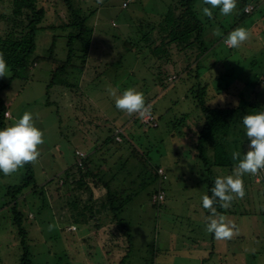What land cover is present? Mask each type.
<instances>
[{
	"label": "rangeland",
	"instance_id": "obj_1",
	"mask_svg": "<svg viewBox=\"0 0 264 264\" xmlns=\"http://www.w3.org/2000/svg\"><path fill=\"white\" fill-rule=\"evenodd\" d=\"M55 1L46 0L48 4L45 5L47 13L44 24L56 27L39 31L36 56L48 54L54 43L53 36L58 35L60 37L57 38L55 47L56 56L66 59L67 51L63 37L66 32L59 27L64 23L66 8L62 3ZM126 1L103 0L101 6L104 2L106 4L95 13L91 22H97L98 29L95 33L97 42L92 45L85 71L81 76L79 75L80 77H74L77 82L76 87L58 85L48 88L51 71L55 66L48 61H38L31 72L15 79H12L11 70L8 68L7 76L0 77V109L2 105L8 108L5 127L12 126L25 112H30L33 115V123L43 132L44 143L38 148L40 155L32 164L39 183V191L45 192L44 196H48L49 202L52 195L55 194L56 197L59 195L56 192L62 183L59 177L65 175L66 170L75 164V149L80 147L79 149L85 154L95 151L110 134H114L115 126V133L123 128L126 136L122 135L119 140L121 142L115 147L123 148L128 156L132 144L129 133H136L132 135V141L134 140L141 153L146 149L151 151L149 155H145V158L153 164V167H149L150 170H154L157 165L167 168L169 180L165 183L166 199L160 204L152 202L151 196L156 192V183L151 178L150 172L146 174V182L143 177L140 178L138 185L144 181L142 188L135 183L138 180H134L131 174L129 177L122 174L115 182L118 183L116 188L130 187L128 194L136 193L121 215L122 223L126 224L128 230L118 229L113 223H111L113 228L107 229L112 220V214L108 212L105 214L108 218H104V221L93 220L89 227L80 225L77 227L79 230L69 231L67 230L69 220L56 215L51 209V207L56 209V200H52V206L47 208L48 202L45 201L44 196L34 197L32 199L34 212L29 216L32 217L36 213V217L26 219L23 224L29 232L28 242L33 262L35 264H118L119 258L128 249L125 232L129 231L133 236L134 244L124 264H151L153 260L154 264H215L216 259L205 255L203 258L207 257V260L204 263L198 254L211 249L227 258L228 263H233L234 259L231 257L236 253L235 264H264V215H262L264 198L261 196L257 200L263 204V211L262 208L259 211L261 206L258 203L256 210L258 213L243 216L240 222L236 218L237 232L230 241L216 240L213 234L206 231V224L199 223L205 210L201 197L205 194L206 186L200 183L205 174L201 175V167L192 157L193 144H184L186 143L184 142L183 149L178 150L175 145L184 140L183 136L172 138L169 134L174 131L173 125L179 121L176 119L180 115L182 117L188 114L186 126L191 125V121L200 116L199 110L194 108L196 103L193 100L194 92L193 94L190 92V88L198 80L195 74L190 80L180 79L175 83L165 78L166 73H169V76L176 75V68L181 72L191 68L195 73L198 66H201L200 73L207 74L208 68L215 61L224 58L223 60L228 63L226 66L234 69L231 72L234 77L219 79L216 77L218 74L216 70L210 75H204L210 83L208 101L219 104L222 96L227 93L228 97L225 101L235 104L238 101L240 104L243 93L245 96L241 104L246 100L243 103L245 106L257 102L264 103V85L261 83L264 79V34L258 37V28H264L262 15L264 12L255 9L239 21L236 14L243 8V0H237V7L229 16H223L218 9H213L214 18L208 19L201 12L202 0H198L196 10L199 18L206 27L208 26L206 37L212 39L208 42V47L213 48L214 52L211 51L206 56L196 59L194 55L189 57L185 51L181 52L174 47L171 63L167 64L154 59V55L149 53V50H145L146 52L139 56L133 55L132 52H123L122 45L127 36L129 37L126 39H135L138 36L139 19L144 21L143 24L160 21L167 10L166 3H171L172 0H133L128 7H125ZM250 1L247 5L249 12L254 8ZM90 2L91 0H87L85 5L90 6L92 4ZM262 2L264 3V0ZM0 6L2 11H8L9 0H0ZM262 9L264 10V6ZM96 16L100 20L96 19ZM253 20L259 23L257 28L255 24H251ZM217 27L221 31L219 36L213 34V30ZM237 27L248 29L250 38L239 48H235V51L230 52V47L223 43L224 36L226 37ZM141 30L144 33L149 27L142 26ZM104 32H113V34H104ZM123 57L125 62L121 61ZM78 60L74 59L73 63L79 62ZM107 62L113 65L108 67ZM218 66L221 71L226 69L222 63ZM74 75H78L77 72ZM220 83L223 87L231 84L226 93L218 89ZM129 88L143 93L145 99L150 100L149 104L155 105L158 115L167 112L161 118L160 127L142 125L145 120L139 118L134 123L137 115L129 116L115 107V100L111 101L110 93L114 91L119 96ZM186 93L189 95L187 99ZM177 101L178 103H175ZM173 112L177 115L175 119ZM117 126H120L118 130ZM110 128L113 131L108 132ZM185 137L195 139L196 136ZM119 154L121 152L117 149L116 155L110 157L111 161H115ZM26 172L23 167L11 175H0V202L4 199L2 195L7 187L24 180ZM216 172L219 177H226L225 169L220 168ZM68 188L66 186L60 191L65 197L64 193ZM256 188L257 186L254 185L251 191L255 192ZM93 192L95 200L93 204H99L105 198V190L94 188ZM75 195L82 197L83 201L89 199L88 193L84 190H76ZM249 204L250 201H247L245 206L251 212L253 209ZM10 220L12 219L8 215L0 213V264H19V255L22 251L19 248L17 231ZM50 224L55 225L51 231H49ZM97 224L104 225L107 229L106 233H103V230L96 233ZM111 233L116 235L113 240L116 246L104 249L102 246L106 241L105 238H110ZM102 234L104 236L100 238ZM239 234H243L241 239H238ZM93 246L97 249L94 250ZM158 247L160 251L156 254ZM109 250L115 258L105 256V251ZM191 253L195 258H190Z\"/></svg>",
	"mask_w": 264,
	"mask_h": 264
},
{
	"label": "trees",
	"instance_id": "obj_2",
	"mask_svg": "<svg viewBox=\"0 0 264 264\" xmlns=\"http://www.w3.org/2000/svg\"><path fill=\"white\" fill-rule=\"evenodd\" d=\"M132 1L133 0L129 2L126 1L127 3L125 2V7H128ZM197 1L198 0H172L171 3H166V5H168L166 8L167 10H165L160 21L158 20L154 24L152 21L143 24L144 21L139 19V24L137 25L139 27L138 36L135 39H126L129 36L125 38L123 41L124 45H122L124 48L123 52L128 51L132 52L135 56H139L145 50H149L148 52L154 55V59L158 60L160 63L163 62L167 64L171 63L173 57L172 49L174 47L178 48L181 52L185 51L186 55L189 57L194 55L196 59L206 56L211 51L214 52V50H212L213 48L210 49L208 47V42L212 39L206 37V28L208 26L206 27L205 23L198 16L196 10ZM249 1L250 0H243V8H241L238 11V14H236L239 21L243 20L255 9L264 12L262 9L264 6L262 0H251L252 2H250L253 4L254 8L251 12H245L244 8L248 5ZM55 2L62 3L66 8L65 17H63L64 23L59 25V27L63 28L66 32L63 36L65 38V47L67 51L66 59H60L57 57L58 55L56 56L55 47L57 38L60 37L58 35L53 36L54 43L49 49L48 54L36 56L39 31L56 27L54 25L44 24L47 13L45 5L48 4L46 0H9L10 9L8 11H2L0 6V53L3 54L8 68L11 70L12 79L24 77L27 73L31 72L38 61H48L55 65L51 71V80L48 88L56 87L58 85H61L62 87L70 86L72 88L77 86L74 77H80L85 71L86 66L88 65L89 53L93 47L92 45L97 42L95 40V33L98 29L97 22L92 23L91 20L94 19V15H96L95 13L100 7L104 6L106 3L104 2L101 6L100 3H97V0H91L92 4L86 6L85 4L87 3V0H57ZM262 15L264 16V14ZM95 18L100 20L98 16ZM255 22L256 21L253 20L251 24H255L257 28L259 23ZM236 23L238 24V22ZM142 26L149 27V30L143 33L141 30ZM263 29L264 28H258V37L263 36ZM104 34H113V32H104ZM234 49L235 48H230V52L235 51ZM74 59H79L78 61L80 63H73ZM223 59L224 58H219V60L216 59L217 61L208 68L209 71L207 74L200 73L201 66H198L195 73L191 71V68L186 72H181L175 67L177 70L175 71L176 75L169 76V73H166L165 77L166 80L168 79L175 83L180 79L190 80V77L193 78V74H195L198 80L197 83H194L190 88V92L192 94L194 92V99L192 98L194 102L196 101L194 108L199 110L200 116L196 118V120L191 121V125L186 126L187 119L189 118L188 114H184L182 117L180 115V117L176 119L179 121L175 122L173 125V128H175L174 131L169 134L172 138L183 136L182 138L185 141L183 140L181 143L175 145V148L178 150L183 149L182 145L184 144H193L191 150L192 157L195 158L197 160L196 163L200 165L201 175L205 174L200 183H202L203 186H206L205 194H208L209 196H211L210 190L213 187L215 178L219 177L216 171L221 168L226 170L227 173L225 176L233 175L234 166L238 161L233 160L232 153L240 152L242 158L243 154H246L249 151L250 141L245 135L242 117L247 114H255L256 112L264 110L263 102H257L245 106V104H243L246 102L245 100L241 104L243 97L245 96L243 93L241 94L242 101L238 106L233 102L225 101L228 97L225 91L231 86L230 83L227 84L226 87H223V84L221 83L218 85V89L226 93L222 96V100L219 104L208 101L207 95L210 83L208 81L209 79H205L204 75H210L213 73L212 71L216 70L218 72L216 77H219V79L231 78V76L234 77V75L231 74L234 69L227 67L226 65H228V63ZM121 61L125 62L126 60L123 57ZM220 63H222L226 69L221 71V68L218 66ZM106 65L109 67L112 66L113 63L110 64L107 62ZM79 66L80 68H78ZM119 68H121V66ZM76 72L78 75H74ZM187 73H189V75H187ZM211 76H213V74ZM160 80L162 81L163 79L161 78ZM261 83L264 85V79L261 80ZM162 84H164V81ZM96 85L99 84L96 83ZM195 87L196 89H194ZM85 88H87V86ZM187 96H189L188 93L185 94L186 99ZM246 99L248 98L246 97ZM113 100H115V97L112 96L111 101ZM145 102L146 104H149L150 100L145 99ZM175 103H178V101ZM7 111L8 108L2 105L0 109V128L6 126L5 112ZM164 113L158 115L156 113L155 105H152L151 114L154 115L155 121H145L141 124L151 125L154 128H158L160 127L161 118ZM173 113L174 119L175 116L177 118L176 113ZM137 120L138 117L134 119L133 122L135 123ZM185 126L189 129L186 130ZM115 128L114 131L111 128L108 130V132L113 131V135L110 134L99 148L97 147L95 151L85 154L84 157L77 155V151H83L82 149H79L80 147L75 149V164L73 167L66 170L64 173L65 175L59 177V179H62L61 185L56 190L59 195L56 197L54 194L52 195V198L49 196L51 199L50 202L47 200L48 196H44L45 192L43 190L39 191V183L35 177V168L32 163L24 165L25 170H27L26 178L24 180L7 187L2 195L4 199L0 202V213L8 215L10 219H12L10 220L11 224H13L17 231L19 248L22 250L19 255V264H35L31 258V251L28 242L29 232L25 225H23L26 219H33L36 217V213L32 217L29 216L31 212H34V210H32V206H34L32 199L34 197L39 198L44 196L45 201L47 200L46 202H48L47 208L52 206V200H56V209L53 207H51V209L56 215H60L61 218L69 220V226L67 227V230L69 231H73V228L74 231L76 229L79 230L77 227L80 225L89 227L93 220L104 221V218H108L107 215L105 216L108 212L112 214V220L109 222L107 229H111V227L113 228V225H111V223H113L118 229L128 230L126 224L122 223L123 218H121V215L129 202L133 200L132 198L136 193L128 194L130 187H124V189H122V187L120 189L116 188L118 183L116 184L115 182L119 178V175L122 174L125 177H129L131 174L134 180H138L135 182L138 185V183H140V178L143 177L145 181L147 172H150L151 178L156 183V192L151 196L152 202L154 204H160L165 201L167 196L165 183L169 180V172L167 168L157 165L154 170H150L149 167H153V164L145 158V155H149L151 151H148V149L145 150L144 148V153H141L140 149L134 144V140L132 141V135L136 133H129L130 142L133 144L130 145V155L128 154L127 156L126 153H124V149L120 146L115 147L121 142L117 140V134L125 136L122 126V130L119 129L120 126H117V130L119 129L120 132H118V130L115 133ZM186 135L189 137L195 135L196 137L195 139H186ZM117 149L121 154L117 156L115 161H111L110 157L116 155ZM111 151L112 153H110ZM214 168L217 169L214 170ZM260 172L264 173V170ZM0 175H3V173L0 172ZM242 180L245 189V196L242 200L250 201L247 197L249 190H252L254 185L257 186L255 190H258V185L264 182V177L260 181H257V175L253 176L245 174L242 177ZM144 181L141 182V185L139 184L140 188L143 187ZM49 183H51V181H49ZM66 186L69 188L66 190L67 192L64 193L66 195L65 197L60 191L61 189L66 188ZM261 186H264V184H261L260 187ZM94 188L105 190V198L101 200L99 204H93V201H95L93 198ZM76 190H84L88 193V201H83L82 197L76 196ZM67 193H69V195H67ZM160 194H164L163 199L159 198ZM261 194L262 192L260 193V196ZM258 203L263 211V204L259 202V200ZM231 204L234 205L233 202ZM214 206L216 207L217 212L223 215L240 212L243 216H250L248 214L251 213L249 208L243 203L239 205V211H236L238 210L237 208H235L236 210L234 209L235 205L224 209L221 208L217 202ZM102 215H104V217ZM204 215H210V212L205 209ZM262 215H264V211ZM107 229L104 225L97 224L96 233H98L99 230H103V233H106ZM114 232L115 231H113V233ZM113 233H111L112 236L110 238H105L106 241L102 246L104 249L116 246L113 241L116 235H113ZM125 235L127 236L128 249L124 251L123 256L119 258L118 264L125 263L131 254L132 246L134 244L131 233L126 231ZM103 236V234L102 236L100 235V238ZM93 249L95 250L97 247L93 246ZM159 249V247L156 249V254L159 253ZM105 252L106 257L114 256L115 258V255H112L113 253H111L110 250ZM198 254L202 258L207 255V257L214 259L213 252L211 254L204 252ZM207 257L200 260L205 263ZM190 258H195L193 253H191ZM151 264H154V260Z\"/></svg>",
	"mask_w": 264,
	"mask_h": 264
},
{
	"label": "clouds",
	"instance_id": "obj_3",
	"mask_svg": "<svg viewBox=\"0 0 264 264\" xmlns=\"http://www.w3.org/2000/svg\"><path fill=\"white\" fill-rule=\"evenodd\" d=\"M102 4L103 0H97ZM237 7V0H202L201 12L208 19H213V9H218L223 16H229ZM244 11H249L246 6ZM214 35H221L217 27ZM250 38V31L244 27H237L224 38L223 43L230 48H239ZM8 65L3 54L0 53V77L7 76ZM115 97V107L127 115H137L145 119L151 115V104H146L144 94L133 88L126 89L121 95L110 93ZM238 106V101L236 102ZM8 113H5L7 116ZM245 135L250 141L249 151L243 154L233 152V160L238 161L234 166L233 175L217 177L211 188V196L201 197L202 206L210 212L207 217L206 231L214 235L218 241L230 240L235 234V225L228 222L227 217L217 212L214 206L217 202L221 208L227 209L235 197L243 198L245 189L242 177L245 174L257 175L264 170V111L247 114L242 117ZM43 132L33 123V115L25 112L12 126L0 130V172L5 176L15 173L25 164L34 163L40 155L38 148L44 143ZM264 198V193L261 194ZM55 225H49V231Z\"/></svg>",
	"mask_w": 264,
	"mask_h": 264
},
{
	"label": "crops",
	"instance_id": "obj_4",
	"mask_svg": "<svg viewBox=\"0 0 264 264\" xmlns=\"http://www.w3.org/2000/svg\"><path fill=\"white\" fill-rule=\"evenodd\" d=\"M261 184H264V182H262V183H260L259 185H258V190H255V192H252L251 190H249V194H248V198H249V200H250V206L252 207V209H253V211L251 210V213L250 214H248V215H254L256 212L258 213V211H256L257 210V205H258V200H257V198L260 196V193L262 192V193H264V190H262L263 188H264V186H261L260 187V185ZM261 189V190H260ZM247 199V198H246ZM233 203H234V205H232V204H230V207H232V206H234V209L235 208H237L238 210H236V211H239V205L240 204H245L246 205V203H247V200H242L241 198H239V197H235L234 199H233V201H232ZM231 202V203H232ZM257 202V203H256ZM254 207H255V211H254ZM260 208V210L259 211H261V208L262 207H259ZM206 214V213H205ZM209 215H203V217H200V220H199V223L201 222L202 224H206L207 223V217H208ZM226 217H227V220H228V222H230L231 224H234L235 226H236V218L238 219V221L240 222L241 221V218L243 217V214L242 213H240V212H234L233 214L232 213H228V214H226L225 215ZM200 223V224H201ZM242 223H243V221H242ZM234 232H237V230H236V227H235V229H234ZM236 234V233H235ZM235 234L233 235V236H235ZM243 237V234L241 235V234H239V236H238V239H241ZM228 241H230V240H228ZM229 245H231V243H229ZM214 249H211V250H209V251H204V253H212L213 252V255H214V259H216L217 260V262H215V264H235V257L237 256L236 255V253H234L233 254V256L231 257V258H233L234 259V261H233V263H228L226 260H228L227 258L225 259L223 256H221V255H219L218 254V251H213ZM201 257V256H200ZM200 259H203L202 257L200 258ZM230 259V258H229Z\"/></svg>",
	"mask_w": 264,
	"mask_h": 264
},
{
	"label": "built area",
	"instance_id": "obj_5",
	"mask_svg": "<svg viewBox=\"0 0 264 264\" xmlns=\"http://www.w3.org/2000/svg\"><path fill=\"white\" fill-rule=\"evenodd\" d=\"M129 1H131V0H127V2H129ZM126 2V3H127ZM125 3V4H126ZM253 9V8H252ZM247 12H249V11H247ZM150 117V118H149ZM149 117H147L146 119H144L145 121H155V117L153 116V115H150ZM149 118V119H148ZM118 132H120V130L118 131ZM117 132V133H118ZM116 138H117V140H121V136L120 135H118L117 134V136H116ZM77 155L78 156H80V157H84L85 156V153L83 152V151H77ZM264 177V173L263 172H259L258 174H257V181H260L262 178ZM163 197H164V194H160L159 195V198L160 199H163ZM154 199H155V197H154ZM74 229V228H73Z\"/></svg>",
	"mask_w": 264,
	"mask_h": 264
}]
</instances>
